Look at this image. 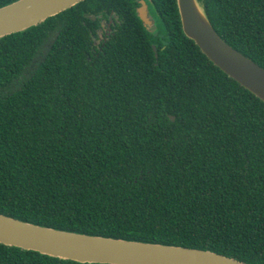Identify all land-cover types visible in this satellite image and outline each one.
I'll return each mask as SVG.
<instances>
[{
  "label": "trees",
  "instance_id": "16d2710c",
  "mask_svg": "<svg viewBox=\"0 0 264 264\" xmlns=\"http://www.w3.org/2000/svg\"><path fill=\"white\" fill-rule=\"evenodd\" d=\"M146 1L157 31L139 0H82L0 37V213L264 264V101L185 34L177 0ZM199 1L264 67V0ZM101 14L117 22L96 43ZM0 264L111 263L0 242Z\"/></svg>",
  "mask_w": 264,
  "mask_h": 264
},
{
  "label": "water",
  "instance_id": "95a60500",
  "mask_svg": "<svg viewBox=\"0 0 264 264\" xmlns=\"http://www.w3.org/2000/svg\"><path fill=\"white\" fill-rule=\"evenodd\" d=\"M82 0H15L0 7V37L37 25ZM145 25L149 3L139 0ZM182 27L208 58L264 101V67L225 41L199 0H177ZM156 50V47L154 46ZM158 54L156 53V56ZM174 119V116H171ZM0 242L80 262L111 264H249L209 249L93 235L0 213Z\"/></svg>",
  "mask_w": 264,
  "mask_h": 264
},
{
  "label": "flooded vegetation",
  "instance_id": "af4514ba",
  "mask_svg": "<svg viewBox=\"0 0 264 264\" xmlns=\"http://www.w3.org/2000/svg\"><path fill=\"white\" fill-rule=\"evenodd\" d=\"M149 14H150L151 19H153V24H155L156 23V18L154 16L152 10L150 9V7H149ZM99 16H100V22H99L100 27H99L98 31L101 30L102 24H103V27H105V30H104V32H103V34L101 36V39L100 40H95V42L96 43H100V42L103 43L107 39V35H109L112 32L113 27L116 26L117 19L113 15H110V14H108L107 17L103 16L102 14L99 15ZM153 24H149L147 26L151 27Z\"/></svg>",
  "mask_w": 264,
  "mask_h": 264
},
{
  "label": "rangeland",
  "instance_id": "374dc122",
  "mask_svg": "<svg viewBox=\"0 0 264 264\" xmlns=\"http://www.w3.org/2000/svg\"><path fill=\"white\" fill-rule=\"evenodd\" d=\"M153 24V23H152ZM157 26L156 24H153L151 27H149V29L153 30V31H157ZM105 30V27H103V24L101 26V30L99 31V36L96 38V40H100L101 39V36L103 34Z\"/></svg>",
  "mask_w": 264,
  "mask_h": 264
}]
</instances>
